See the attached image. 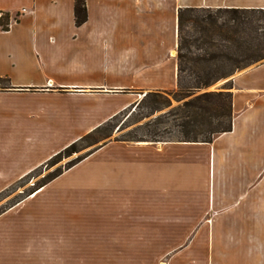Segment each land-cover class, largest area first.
Returning <instances> with one entry per match:
<instances>
[{
    "label": "crops",
    "instance_id": "obj_1",
    "mask_svg": "<svg viewBox=\"0 0 264 264\" xmlns=\"http://www.w3.org/2000/svg\"><path fill=\"white\" fill-rule=\"evenodd\" d=\"M0 0V195L138 104L176 91L181 9L264 0ZM210 143L108 140L0 215V264H264V62ZM40 255L28 262V254ZM80 256V262L43 255Z\"/></svg>",
    "mask_w": 264,
    "mask_h": 264
},
{
    "label": "trees",
    "instance_id": "obj_2",
    "mask_svg": "<svg viewBox=\"0 0 264 264\" xmlns=\"http://www.w3.org/2000/svg\"><path fill=\"white\" fill-rule=\"evenodd\" d=\"M86 20L85 2L76 0V25L81 26ZM10 21L8 13H0V30H8ZM263 22L264 10L194 8L179 10L178 90L148 93L137 107L146 102L147 107L155 109L159 104V97L175 93L179 97V101L189 98L175 109L173 116L177 133L180 136L177 141L210 143L215 137L230 132L233 118V94L229 89L232 87V82L224 84L217 91L202 92V90L221 80L231 78L236 72L264 62ZM186 29H190L192 34L186 32ZM185 75H188L193 81V87L188 90L181 87ZM4 81L0 80V83ZM170 105L171 103L166 99L164 106L169 107ZM126 111L71 144L43 166H52L62 157H69L77 153L82 144L96 143L102 135L107 137L105 133L111 122ZM143 141L159 142L160 140L140 139L132 142ZM99 148L97 147L71 161L65 171L79 164ZM62 173L63 171L60 170L47 177L34 191L47 185ZM5 211H1L0 215Z\"/></svg>",
    "mask_w": 264,
    "mask_h": 264
},
{
    "label": "rangeland",
    "instance_id": "obj_3",
    "mask_svg": "<svg viewBox=\"0 0 264 264\" xmlns=\"http://www.w3.org/2000/svg\"><path fill=\"white\" fill-rule=\"evenodd\" d=\"M186 32L192 34V31L190 29H186ZM226 80L228 79L221 80L220 82H217L209 86L208 88L203 89L202 92L217 91L222 87L221 84ZM181 87L187 90L193 87V81L190 77H188V75H185L183 77ZM144 97L140 100V102L144 99ZM166 99L171 103L169 107L164 106L166 104ZM188 99L179 101V97H177L175 93H172L171 95H163L159 97V104L155 109L147 107L146 102H143L138 107L137 105L140 102L134 105L132 108L128 109L123 115L119 116L117 119L111 122L109 129L105 133V135L107 134V137L102 135L99 141H97L96 143L92 142L90 145L86 143L82 144L79 147V151L77 153L69 157H62L60 161H58L52 166H43L39 168L37 171L32 173L23 181L13 186L6 193L0 195V212L7 210L9 207L14 206L17 202L21 201L24 197H26L37 187H39L47 179V177L55 174L60 170L65 172V169L71 161L85 155L86 153L92 150H95L97 147H100L108 140L116 139L127 142H132L133 140L140 139H156L160 141L178 140L180 136L177 133L178 131L175 127V121L173 116L175 113V109L182 105ZM40 257L41 256L39 254L36 255L29 253L27 256V261L30 263L36 262L37 260L39 261ZM43 259L45 262L82 261L80 260V256H56L46 254L43 255Z\"/></svg>",
    "mask_w": 264,
    "mask_h": 264
}]
</instances>
